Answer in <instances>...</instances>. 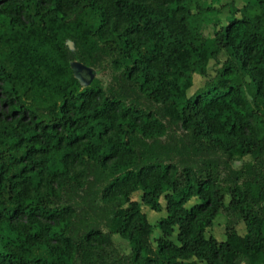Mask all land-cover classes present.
<instances>
[{
  "label": "trees",
  "instance_id": "obj_1",
  "mask_svg": "<svg viewBox=\"0 0 264 264\" xmlns=\"http://www.w3.org/2000/svg\"><path fill=\"white\" fill-rule=\"evenodd\" d=\"M204 1L0 0V264H264V0Z\"/></svg>",
  "mask_w": 264,
  "mask_h": 264
},
{
  "label": "rangeland",
  "instance_id": "obj_2",
  "mask_svg": "<svg viewBox=\"0 0 264 264\" xmlns=\"http://www.w3.org/2000/svg\"><path fill=\"white\" fill-rule=\"evenodd\" d=\"M248 4V0H205L204 6L208 7L210 9H213V12L208 13L204 19H203V29L202 34L205 38H213L214 31L217 29V27L220 25H225L226 20L231 16L233 9H240L243 6ZM68 46L71 51H73L72 44L68 43ZM227 56L222 53L217 60L210 61L207 68V76L206 77H200V76H194L193 77V86L188 92V96H192L198 89L202 88L207 80H210L214 78L216 75V72L222 64L226 61ZM72 66L76 68V76L79 78H82V72L85 73L84 77L89 79H98L100 80L101 84L106 87L108 83L110 82V72L109 70H102V69H88L85 68L83 65L79 64L78 62L72 63ZM181 132L180 130H177L176 135H179ZM252 160L250 157H244L242 159H236L232 163H230V168L233 170L240 169L244 164L250 163ZM132 201H135L138 203L140 208L142 209V212L146 215L147 220L151 226L154 227V231L151 235V242L153 245H155V241L160 236L159 230H157L156 224L157 222L165 217V201L162 198L160 200V204L162 206V211L159 213H155L150 211L148 207H146L141 202V193L137 192L132 195L131 197ZM226 204L229 201V197H226ZM196 203V200L193 199L188 206L193 205ZM227 222V218L225 215H219L214 223L213 226L206 231V237H213L218 242H222L225 240V225ZM236 230L240 235H244L246 233L245 226L242 222L237 223ZM113 245H114V252L111 254V263L110 264H123L120 263V258L127 257L130 254V247L128 243L120 238L119 236L115 235L113 236ZM173 241H176L175 234L172 237Z\"/></svg>",
  "mask_w": 264,
  "mask_h": 264
},
{
  "label": "water",
  "instance_id": "obj_3",
  "mask_svg": "<svg viewBox=\"0 0 264 264\" xmlns=\"http://www.w3.org/2000/svg\"><path fill=\"white\" fill-rule=\"evenodd\" d=\"M70 44H71V43H70ZM72 69H73L74 74H75V76H76V72H77L76 68H74V67L72 66ZM84 75H85V73L82 72V76H83V77H84ZM76 78L80 81V83L83 84V79H82V78H79L78 76H76Z\"/></svg>",
  "mask_w": 264,
  "mask_h": 264
}]
</instances>
